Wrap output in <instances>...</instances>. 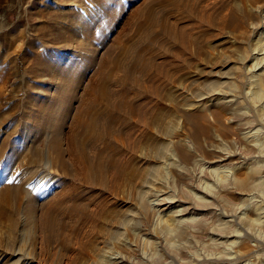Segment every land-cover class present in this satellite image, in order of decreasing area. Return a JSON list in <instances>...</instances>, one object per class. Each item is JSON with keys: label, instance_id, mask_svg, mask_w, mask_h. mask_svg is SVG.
Listing matches in <instances>:
<instances>
[{"label": "rangeland", "instance_id": "1", "mask_svg": "<svg viewBox=\"0 0 264 264\" xmlns=\"http://www.w3.org/2000/svg\"><path fill=\"white\" fill-rule=\"evenodd\" d=\"M167 1L175 0H0V191L15 189L20 180L7 202L13 210L10 219L0 215V264L20 257L19 264H264V86L249 85L253 79L248 70L260 31L252 33L246 0H178L174 5ZM163 18H181L176 30L179 44L165 56L155 40L164 37ZM139 33L142 42L137 40ZM122 35L138 43L132 54L137 59L159 56L148 72H158L162 64L161 79L137 74L147 89L139 103L147 114L154 111V94L160 91L162 108L156 112L163 111L158 117L165 132L151 127L149 133L166 141L161 159L147 144L144 154L138 150L141 125L130 129V137L129 129L123 128L106 138L121 149L136 146L134 170L147 173L157 163L146 185L124 167L119 179H114L115 169L107 168L98 178L104 180L101 186L89 187L62 174L57 165L42 178L41 166L26 159L8 164L13 150L35 146L44 152L45 142L52 140L66 146L78 105L77 100L70 102L71 94L82 91ZM74 60L79 66L74 67ZM133 97L138 100L136 94ZM250 128L254 153L244 159L241 147ZM221 152L232 154L226 165L208 166ZM144 156L148 159L140 161ZM120 158L130 159L129 153ZM65 162L69 164L68 156ZM246 174L255 187L230 186L232 179ZM191 183L202 185L207 193L220 192V197L207 207L203 222L188 212L178 216L177 227L184 229L178 236L169 221L172 209L160 212L162 206L158 209L154 200L164 192L185 205L194 204L187 189ZM74 184L77 189L65 192ZM21 188L31 191L32 198ZM9 220L14 222L12 231Z\"/></svg>", "mask_w": 264, "mask_h": 264}, {"label": "bare ground", "instance_id": "2", "mask_svg": "<svg viewBox=\"0 0 264 264\" xmlns=\"http://www.w3.org/2000/svg\"><path fill=\"white\" fill-rule=\"evenodd\" d=\"M175 1H178V0H175ZM175 1H172L171 4L168 1L167 3L169 5H174V4H177ZM246 1H247L246 5L249 6L248 9L246 10H247V17L251 20L250 27H251L252 33H257L258 31H260L257 42L255 43V47L253 48L252 51H250V55H249L250 57L249 60H253L248 68L249 78L253 79L249 82V85H253L254 87L255 86L257 87V85L260 86L259 84L261 83L264 86V70L261 72L262 74L257 73V71H259L260 69L264 67V55L261 57H258V54L259 55L264 54V51L262 52V50H264V22H261V20H258L260 18H264V0H246ZM183 11H185V9ZM162 13L164 12L162 11ZM182 13L184 14V12ZM184 15L185 16H182V17L187 19L188 17H186L187 16L186 13ZM163 19L164 21L162 20L160 27H161V31L163 32L164 37L155 39L159 44H161V46L164 47V52L160 54L161 56L162 55L165 56L164 54L168 53L170 49L176 48L180 40L179 39L180 37H178L176 30H177V26L181 18L173 22L167 21V19L165 18ZM235 19H239V18L237 17ZM1 29H2V25L0 22V30ZM87 30H90V27H88V25H87ZM186 31L187 29L185 30V32ZM193 39L194 38L191 36V38L189 39L190 43L194 42ZM122 40H127L128 44L123 45ZM137 40L141 42L143 41L142 33H139ZM134 41L132 40V38L129 37V35H122V37L120 36L119 39L116 42H114V45L112 46V49L114 50H112L111 52L109 51V53L106 54V58H104L103 62L100 64L99 69L92 76V78L87 82V85L82 88V91L79 92L78 89H75L76 91H74L71 94L70 102L77 100L78 105L76 106V109H74L73 116L71 118V125L69 127L68 134L65 137L66 146L64 148H61L59 142L52 140V142H45V145H47V149L44 150V152L43 150L40 151L39 149H36L35 146H31L27 150L26 149L13 150V153H12L13 156L12 157L10 156V158L8 159L7 161L8 164L14 161L15 159L17 162H20L21 159H26V162L32 166L34 165V167L35 166L38 167L39 165L41 166L42 174H43L42 178L50 176L51 169H53L54 165H57V166H60V168L62 169V174L67 175L68 177H70V179L78 183H80V181H83L84 183L89 185V187H94L97 185L101 186L100 183L101 182L103 183L104 180H99L98 178L100 174L103 173L107 168L109 169L113 168V170L115 169L116 174L114 172L115 174L113 175L114 179L115 180L119 179L118 172L121 168L124 167L125 169L129 168V173L131 174V177H138L141 180L142 184L147 183L151 178L152 172L156 171L155 166L157 165V163H155L153 166H150L149 168L150 170L148 169L149 172L147 173L146 172L144 173V171L141 172V169L134 170L135 168H132L133 153L136 150V146H138V147H142V149H138V150L142 151L141 154H144L143 150H146V144H147L148 147L153 150L155 154L154 157L156 159L160 158V155L165 150L164 148L166 147V141L160 140L156 135L152 137V133H149V132H150V128L153 127L154 129H156L157 133H163L165 132L164 131L165 126L163 127L162 125L164 124L161 125V123H159V117H158V115L163 111L156 112V110L159 111L162 108V103L159 101L161 97L160 91H158L157 94L156 93L154 94L155 98L158 99V102L157 101L154 102L155 104L153 106L154 108L153 112H150L147 114V110L145 109L146 106L139 104L143 102L144 93L147 92V89L144 84L140 83V80L138 79L137 74L141 73L142 76H146V78L151 79V81L152 79H157V78L161 79L160 75L162 76L163 74L160 71V69L162 68L161 66L162 64L159 66L160 69L158 70V72L155 71L154 74H152L151 72H148L149 67L151 65H154L155 60L157 59V57H159L157 56V54L147 55L145 61H143V59L141 60V58L143 57L141 58L139 57L140 59L139 58L137 59L138 55L135 57L134 55L132 56V54H134L133 52L137 49V46H138V43H135ZM251 55H253V57H251ZM76 59H78V57ZM76 61L75 63H77ZM141 61L143 62L141 63ZM77 66H79L78 63L74 64V67H77ZM50 71L52 72L53 70H50ZM9 72L13 73L12 68H9ZM218 83L220 84V80L216 81V84ZM139 84L140 86L138 88L137 85ZM56 86L58 87V85ZM115 87H119V88L116 89ZM133 89H138V91L134 92ZM133 94L137 95L138 100L134 101ZM147 96L149 95H146L145 97ZM166 110L167 112L172 111V109H165V111ZM217 112L215 114L216 117H218ZM199 114L200 115H198V117L203 118V114L202 113H199ZM65 117H66V114H65ZM135 125L136 126L141 125L144 127L143 132L141 131L142 134L140 135L141 140H139L142 144L139 142V145L136 144V146L132 147V149H129V148L124 149V147L123 149H121L119 146H115L110 141L106 140V138H108L110 135L116 133V131L117 133H119V130H122L123 128L129 129L127 130L126 134H127V137H130L131 136L130 129L134 127ZM61 126L59 125L56 129L60 131ZM221 128L222 130L226 131V127L222 126ZM32 129L34 133L35 131H37L34 125H32ZM251 129L252 128L248 129L244 133L245 138L248 137V141L246 142V144L243 147H241V154L242 156L244 155V159L252 158L253 153H254V151L252 150L254 149L255 146L253 147L251 140H249V134H248L251 131ZM172 130H173V127L170 128L169 132H172ZM100 141L105 142L103 147L98 146V143ZM2 151L3 150L0 147V153H2ZM28 152L30 153V155L28 154ZM125 152L129 153L130 159L122 160L120 158V155L124 154ZM26 153L29 156H27ZM231 155L232 154L229 152H223L219 157H217L215 161L208 162L207 164L208 166H211L214 163L217 166L223 167L226 165L224 164V162H226L227 159L229 160ZM66 156H68L69 164L65 162ZM147 157L144 156L142 159L140 158V161L146 160ZM236 157L239 158L238 154L236 155ZM159 163L160 162H158V164ZM225 171L223 170L222 172H225ZM225 176H228V175H225ZM245 176L246 177H243L241 179H237L238 177L232 179V181H230L231 185L230 184L229 185L231 187L232 186L235 187L236 185L238 186L237 189H239L240 187L247 188L250 186H254L255 184L250 181L247 174ZM19 181H17V185L15 184L16 185L15 189L11 188L10 186V188L7 187V189L0 191V215L5 216L6 218L9 217V219L11 215V212H10L11 209L8 203L11 200V198L9 201L8 199H9V196H12V194L19 189L18 188L19 183H20ZM60 181H59L60 183L63 182V180H60ZM59 182L57 183L58 185L60 184ZM201 187H199V184L191 183L189 187L187 188L191 195L189 193L188 194L195 201L196 204L189 203L188 205H185V203L187 202H183L182 200L178 198L177 200H175V198L172 196H169V195L164 196L163 194L164 192L163 193L160 192V194L157 193L158 195L155 197L154 205L158 206V209H160V206H162V208L159 210L160 212H165V210L167 209H172L173 217L170 218L169 221L173 225V227L177 229L178 231L177 234L179 233L181 235L183 233L181 231L183 228L179 229V227H177L179 226L178 221H180V220L177 221L178 216L184 215L186 212H188L189 214L198 215L197 218H193L195 220H198L197 222H203V216H205L206 212L210 210L207 207L213 204L216 198L219 199L220 192L217 193L216 191L214 192L212 191L211 193H207L204 191V189H201ZM67 189L65 190V192H70L72 189H77V187L74 184V186L70 187L68 191ZM237 189H236V192H238ZM192 190L199 191L200 194L202 193V195L197 196L194 193V191L192 192ZM187 191H186V194H187ZM217 191L219 190L217 189ZM22 192L26 194L28 199L32 198L31 191L29 193L27 190L22 189ZM222 196L223 195H221V199H222ZM190 197L188 196V198ZM3 205L5 207L4 211H3ZM167 212L168 211H166V213ZM9 221L11 223H9L8 229L12 231L14 222L12 220H9ZM192 221L189 223H193ZM52 225H56V224H52ZM181 227H183V225ZM215 241H217V239ZM20 259L21 257L19 259H16V261H13V263L11 262V264H19L21 261ZM26 261L28 260L26 259ZM113 262L115 263L117 262V260L112 261V263Z\"/></svg>", "mask_w": 264, "mask_h": 264}]
</instances>
